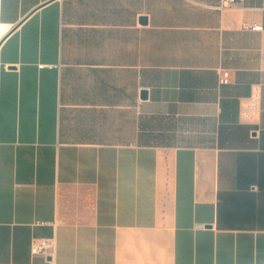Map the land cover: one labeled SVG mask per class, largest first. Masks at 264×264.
I'll return each instance as SVG.
<instances>
[{"label": "crops", "instance_id": "0c3cea01", "mask_svg": "<svg viewBox=\"0 0 264 264\" xmlns=\"http://www.w3.org/2000/svg\"><path fill=\"white\" fill-rule=\"evenodd\" d=\"M219 2L0 0V264H264V0Z\"/></svg>", "mask_w": 264, "mask_h": 264}, {"label": "built area", "instance_id": "2783aa9c", "mask_svg": "<svg viewBox=\"0 0 264 264\" xmlns=\"http://www.w3.org/2000/svg\"><path fill=\"white\" fill-rule=\"evenodd\" d=\"M237 0H220L219 4L217 5L218 8H224L229 6L230 4L236 2ZM251 29H261L262 25L257 23H251L249 25ZM229 73L226 69H221L219 74V81L221 83L228 82ZM53 247L50 239L48 238H37L31 244V253H47L49 249Z\"/></svg>", "mask_w": 264, "mask_h": 264}]
</instances>
